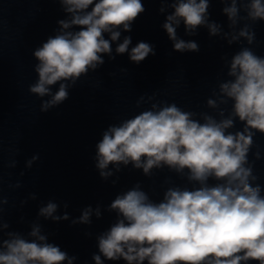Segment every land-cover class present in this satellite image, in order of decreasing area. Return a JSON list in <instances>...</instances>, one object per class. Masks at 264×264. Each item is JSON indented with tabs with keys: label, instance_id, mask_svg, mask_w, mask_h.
<instances>
[{
	"label": "clouds",
	"instance_id": "9594fccd",
	"mask_svg": "<svg viewBox=\"0 0 264 264\" xmlns=\"http://www.w3.org/2000/svg\"><path fill=\"white\" fill-rule=\"evenodd\" d=\"M57 2L66 18L58 20L54 35L32 52L37 80L29 92L41 98V112L68 100L69 89L102 67L104 56L114 60L115 55L127 54L139 64L156 54L154 46L144 41L130 48L129 35L120 42L122 33L131 32L145 12L142 0ZM219 2L224 5L228 31L210 21L211 0H159L158 11L166 14L161 27L174 51H199L195 41L177 35L181 24L187 35H196L203 27L210 37H220L229 46L241 40L255 43L251 25L264 21V0ZM221 59L227 79L206 101L215 115L185 111L176 103L156 100L153 93L137 100V107L148 104V108L102 132L94 157L101 179L107 181L122 166L131 165L147 177L167 168L187 185L171 184L159 201L151 199L140 183L117 194L107 206L116 214L115 222L96 237L95 264H264V185L258 183L254 163L248 159L254 136L264 135V56L242 47L230 59ZM230 102V108L222 107ZM237 121L243 127L232 131ZM253 155L260 159L259 152ZM38 160L39 155H33L25 167ZM5 203L0 200V205ZM59 207L53 200L42 204L27 234L9 230L10 224L0 215V264H74L77 257L50 242L39 223L40 218L69 220L66 211L57 214ZM93 216L101 218L99 205L85 207L72 224L91 225Z\"/></svg>",
	"mask_w": 264,
	"mask_h": 264
}]
</instances>
